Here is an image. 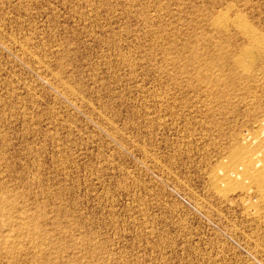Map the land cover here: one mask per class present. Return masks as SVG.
<instances>
[{
  "label": "rangeland",
  "instance_id": "1",
  "mask_svg": "<svg viewBox=\"0 0 264 264\" xmlns=\"http://www.w3.org/2000/svg\"><path fill=\"white\" fill-rule=\"evenodd\" d=\"M260 127L264 0H0V264H264Z\"/></svg>",
  "mask_w": 264,
  "mask_h": 264
},
{
  "label": "bare ground",
  "instance_id": "2",
  "mask_svg": "<svg viewBox=\"0 0 264 264\" xmlns=\"http://www.w3.org/2000/svg\"><path fill=\"white\" fill-rule=\"evenodd\" d=\"M223 16V15H222ZM218 19V18H217ZM220 19V18H219ZM241 20V19H240ZM212 21H213V19H212ZM226 22V21H225ZM218 23V22H217ZM242 23V22H241ZM215 24V23H214ZM220 25V24H219ZM222 25H223V23H222ZM233 25V24H232ZM249 33V32H248ZM245 36H248V35H245ZM251 40V39H250ZM259 136H258V134H257V138H258V140L259 141H261V143H264V130L260 127L259 129ZM249 140V139H248ZM256 142H258V141H256ZM234 158V159H233ZM232 158V160H233V162H237L238 160H236V157H235V155H234V157ZM237 158H239V157H237ZM263 159V158H262ZM241 160V159H240ZM230 161H231V159H230ZM229 166V165H228ZM232 168L233 167H225V169H224V172H225V175H226V178H230V176L233 174V170H232ZM239 169V168H238ZM223 171V170H222ZM243 171V170H242ZM255 172V171H254ZM224 175V176H225ZM240 175V174H239ZM256 174H254V176H255ZM235 176H237V175H235ZM263 175H262V172H260L259 174H257L254 178H251V180H253V183L257 186V188L259 189V190H261L263 193H264V179H263V177H262ZM249 177H251V175L249 176ZM225 178V177H224ZM225 178V179H226ZM220 179V178H219ZM227 180V179H226ZM219 181V180H218Z\"/></svg>",
  "mask_w": 264,
  "mask_h": 264
}]
</instances>
